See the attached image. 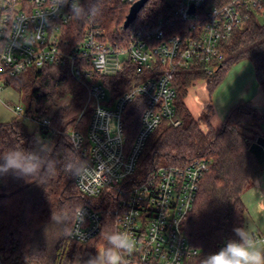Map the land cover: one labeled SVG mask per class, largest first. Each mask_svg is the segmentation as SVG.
I'll return each mask as SVG.
<instances>
[{
    "label": "built area",
    "instance_id": "1",
    "mask_svg": "<svg viewBox=\"0 0 264 264\" xmlns=\"http://www.w3.org/2000/svg\"><path fill=\"white\" fill-rule=\"evenodd\" d=\"M83 1L0 0V91L6 77L28 69L67 68L87 89L79 118L91 111L85 134L76 126L65 132L83 156L76 175L79 193L91 201L78 208L71 237L85 247L110 210L115 234L133 245L115 249L120 264H185L198 249L182 224L210 161L163 164L142 178L134 174L154 130L165 120L181 123L174 104L176 74L211 73L225 59L235 30L264 18V0H162L159 13L136 21L137 16L128 27L122 23L113 36L89 24L79 38L74 22ZM124 1L131 7L138 0ZM119 74H127L130 84L113 92L107 84ZM133 102L142 111L132 138ZM13 110L40 129L50 125L51 114L31 117L24 105Z\"/></svg>",
    "mask_w": 264,
    "mask_h": 264
},
{
    "label": "trees",
    "instance_id": "2",
    "mask_svg": "<svg viewBox=\"0 0 264 264\" xmlns=\"http://www.w3.org/2000/svg\"><path fill=\"white\" fill-rule=\"evenodd\" d=\"M163 5L162 0H150L136 21L159 13ZM129 9L124 0H84L74 22L79 38L89 24H98L113 36ZM242 60L252 62L264 90V18L254 17L235 30L225 59L211 73L193 69L176 74L174 104L181 123L165 120L154 130L134 174V178H142L159 165L210 161L193 210L182 224L191 245L198 249L185 264H203L229 243L250 239L242 195L263 172L250 148L264 136L260 126L264 110L240 100L229 108L222 126L215 128L209 116L194 117L186 103L190 88L199 80L205 82L212 101L228 71ZM25 73L6 77L7 86L16 87L26 100V115L46 118L51 114L52 118L49 127L36 126L33 131L20 116L0 121V260L1 264H72L78 243L70 231L78 208L91 201L79 193L76 175L83 156L65 132L76 126L85 134L91 111L79 116L86 104L87 89L63 66L47 65L32 69L30 75ZM117 78L107 84L113 92L130 84L127 74ZM68 96L70 101L62 104ZM141 111L138 102L129 105L132 138L139 129ZM203 120L207 122L205 128ZM13 153L35 164V170L6 167V158ZM114 234V217L105 210L102 227L88 241L78 264H94L99 249L113 248L109 237Z\"/></svg>",
    "mask_w": 264,
    "mask_h": 264
},
{
    "label": "rangeland",
    "instance_id": "3",
    "mask_svg": "<svg viewBox=\"0 0 264 264\" xmlns=\"http://www.w3.org/2000/svg\"><path fill=\"white\" fill-rule=\"evenodd\" d=\"M31 72L32 69H28L25 75H30ZM108 97H110L109 93ZM240 100L249 102L260 111L264 110V90L256 79L254 67L250 60H242L233 65L225 79L216 88L212 101L209 98L205 82L201 80L192 85L186 97V103L193 116L203 119L209 116L211 125L215 128L222 126L223 119L229 108ZM69 101L70 97L68 96L61 103L66 104ZM26 103V100H24L16 87L11 85L5 86L0 91V121L8 122L13 120L16 117L13 110L14 107L17 105L25 106ZM23 121L27 124L29 131H33L36 128L34 120L23 118ZM113 125L114 122L112 123V127ZM202 125L204 128L207 126L206 120L202 121ZM260 126L264 135V122ZM263 181L264 168L262 174L258 176L257 180L242 195V199L247 206L245 229L249 237L254 232L257 233L259 231L264 235V190L257 187V184ZM86 246L80 248L78 245V250L72 264L79 263ZM101 252L102 250L99 249L98 257L94 264H98Z\"/></svg>",
    "mask_w": 264,
    "mask_h": 264
},
{
    "label": "clouds",
    "instance_id": "4",
    "mask_svg": "<svg viewBox=\"0 0 264 264\" xmlns=\"http://www.w3.org/2000/svg\"><path fill=\"white\" fill-rule=\"evenodd\" d=\"M6 167L32 172L36 165L26 161L19 153L10 154L6 158ZM113 248L100 253L98 264H120V256L113 249H132V243L124 234H114L109 237ZM203 264H264V252L255 250L251 241L244 243H229L219 253L209 256Z\"/></svg>",
    "mask_w": 264,
    "mask_h": 264
},
{
    "label": "water",
    "instance_id": "5",
    "mask_svg": "<svg viewBox=\"0 0 264 264\" xmlns=\"http://www.w3.org/2000/svg\"><path fill=\"white\" fill-rule=\"evenodd\" d=\"M148 0H138L129 9L124 26L128 27L138 16ZM251 152L256 156L261 167L264 168V136H260L254 141L250 148Z\"/></svg>",
    "mask_w": 264,
    "mask_h": 264
},
{
    "label": "crops",
    "instance_id": "6",
    "mask_svg": "<svg viewBox=\"0 0 264 264\" xmlns=\"http://www.w3.org/2000/svg\"><path fill=\"white\" fill-rule=\"evenodd\" d=\"M257 178L255 179V181L257 180ZM257 183H259V182H257ZM257 187H260L262 190H264V181L257 184ZM249 238H250L249 241H251L252 246L255 250H259V251L264 252V241L262 240V239H264L263 233H260V231L257 233L254 232L253 235L250 236Z\"/></svg>",
    "mask_w": 264,
    "mask_h": 264
}]
</instances>
